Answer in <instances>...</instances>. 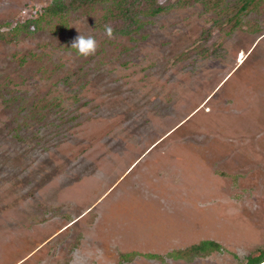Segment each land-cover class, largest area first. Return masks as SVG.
<instances>
[{
	"label": "rangeland",
	"instance_id": "rangeland-1",
	"mask_svg": "<svg viewBox=\"0 0 264 264\" xmlns=\"http://www.w3.org/2000/svg\"><path fill=\"white\" fill-rule=\"evenodd\" d=\"M50 2L0 0V264L264 253V0L126 21L95 3L14 29ZM79 32L93 55L70 48ZM203 240L222 248L169 255Z\"/></svg>",
	"mask_w": 264,
	"mask_h": 264
},
{
	"label": "trees",
	"instance_id": "trees-1",
	"mask_svg": "<svg viewBox=\"0 0 264 264\" xmlns=\"http://www.w3.org/2000/svg\"><path fill=\"white\" fill-rule=\"evenodd\" d=\"M95 3H111L115 9L114 16L116 19L133 20L139 14L156 15L162 12L166 7L160 0H51V2L35 11V15L21 21L15 25V30L33 32L40 27L42 21H50L53 18H63L69 12L81 8H90ZM249 1L245 3L243 9H246ZM0 39H4L5 35L0 31ZM221 245L218 242L211 240H203L197 244H193L185 249L177 250L169 255L175 259H185L192 261L197 257L206 256L211 252L221 250ZM124 254L121 255V257ZM154 259H161L160 255H147ZM264 262V253H259L256 256H251L247 259L246 264H261Z\"/></svg>",
	"mask_w": 264,
	"mask_h": 264
},
{
	"label": "clouds",
	"instance_id": "clouds-1",
	"mask_svg": "<svg viewBox=\"0 0 264 264\" xmlns=\"http://www.w3.org/2000/svg\"><path fill=\"white\" fill-rule=\"evenodd\" d=\"M105 32L111 37L113 34L111 26L105 25ZM70 48L74 49L79 56L88 57L95 53L97 49V41L91 35L85 36L80 33L73 40Z\"/></svg>",
	"mask_w": 264,
	"mask_h": 264
},
{
	"label": "bare ground",
	"instance_id": "bare-ground-1",
	"mask_svg": "<svg viewBox=\"0 0 264 264\" xmlns=\"http://www.w3.org/2000/svg\"><path fill=\"white\" fill-rule=\"evenodd\" d=\"M240 60H243V57L241 56Z\"/></svg>",
	"mask_w": 264,
	"mask_h": 264
},
{
	"label": "water",
	"instance_id": "water-1",
	"mask_svg": "<svg viewBox=\"0 0 264 264\" xmlns=\"http://www.w3.org/2000/svg\"><path fill=\"white\" fill-rule=\"evenodd\" d=\"M261 264H264V262H262Z\"/></svg>",
	"mask_w": 264,
	"mask_h": 264
}]
</instances>
